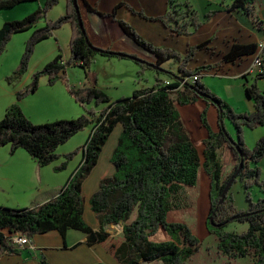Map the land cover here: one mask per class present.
I'll list each match as a JSON object with an SVG mask.
<instances>
[{
	"label": "trees",
	"instance_id": "1",
	"mask_svg": "<svg viewBox=\"0 0 264 264\" xmlns=\"http://www.w3.org/2000/svg\"><path fill=\"white\" fill-rule=\"evenodd\" d=\"M36 1L0 0V11ZM231 1L225 5L227 11L244 13L258 29L264 30V22L256 15L255 0ZM59 2L60 0H48L45 6L23 20L4 23L0 29V56L6 51L14 35L33 30L26 42L20 67L13 77L19 80L28 71L36 46L52 38L57 30L70 25L71 59L64 61L62 55H58L33 74L29 88L19 96L36 93L40 80L44 77L49 86L61 81L76 103L86 109V114L76 119L36 125L18 104H14L6 110L0 121V148L10 146L11 155L24 150L40 167H46L61 157L72 159L73 154H57L59 146L88 127L92 130L87 142L79 150L82 161L56 198L31 209L0 207V255L19 254L16 247L8 241L6 233L21 234L32 240L50 232H57L64 239L69 231H77L86 235L89 247L100 246L118 264H188L198 253L200 241L196 232L187 224L170 220L168 211L171 202L176 206L175 203L181 196L187 199L183 195L184 188H195L204 172L211 187L207 228L210 234L217 237L220 253L230 260L252 257L253 264H264V198L257 201L252 199L254 187H258L264 194V181L260 180L258 168L264 157V137L253 150L245 146L243 139L244 129L254 130L264 125L263 92L255 83L247 86L246 94L253 100L255 111L236 113L226 108L201 82L203 74L215 70L220 64L189 68L198 52L211 50L208 43L190 47L187 54L181 57L172 49L155 47L146 42L134 28L119 21L121 29L130 39L156 57L158 67L162 68L164 62L174 59L179 65V74L174 75L162 69L164 74L169 75L168 80L162 82L157 79L153 87L138 90L131 98L112 101L97 87L88 72L99 54L108 58L120 57L111 51L101 54L94 50L85 29L79 25L73 0H67V11L63 16L48 20L49 11ZM224 2L226 0L222 4ZM86 6L90 12L101 15L88 3ZM213 13H208L206 18ZM139 15L148 21H159L178 36H190L203 24L199 12L193 8L190 0H169L167 13L159 18L151 19L143 13ZM42 20L45 25L38 27ZM259 46L235 44L223 57V62H236L244 56L255 55L264 67V44L262 48ZM71 64L86 70L91 86L69 85L65 74L66 67ZM139 65L142 70L151 69L147 65ZM194 76H198L197 80L188 82ZM263 77L264 74H256L255 80ZM7 80L12 79L8 77ZM199 99L213 103L219 112L221 125V131L214 133L208 124L206 112L202 111L201 123L208 131V138L199 143L205 147L202 155L197 144L192 142L176 108L195 105ZM93 102L97 105L106 104V107L101 112L87 109V105ZM226 120L235 127L237 141L226 131L223 124ZM119 124L123 131L111 160L115 166V174L102 179L98 190L88 201L100 224V228L94 230L84 218L86 198L83 186L97 167L106 143ZM227 150L231 153L232 162L229 172H226ZM67 164L65 162L54 169L57 172L63 171ZM239 170L232 188L238 182L243 185L249 202L247 210L236 206L232 188L220 203L225 188ZM233 221L249 223V230L243 234L227 233L224 228ZM119 224L122 225V233L120 238L115 239L106 229ZM161 231L167 232L170 239L163 238ZM40 264L50 263L42 256Z\"/></svg>",
	"mask_w": 264,
	"mask_h": 264
},
{
	"label": "crops",
	"instance_id": "2",
	"mask_svg": "<svg viewBox=\"0 0 264 264\" xmlns=\"http://www.w3.org/2000/svg\"><path fill=\"white\" fill-rule=\"evenodd\" d=\"M168 1L169 0H78V4L88 41L92 46L98 49L122 53L135 58L139 57L144 59L143 61L156 64V57L147 53L141 46L130 39L121 29L119 21H124L130 25L137 33L146 39L145 41L153 46L172 49L174 51L179 50L180 53L184 52L185 55L190 47L208 43L212 51L203 50L198 52L196 57L189 64V68L195 69L201 66L220 64L215 70L203 74L202 78L205 76L222 77L225 81V85L226 82L232 81L231 85L236 86L237 90L242 92L245 87V93L246 87L255 83L264 94V77L255 80V75L258 74L257 71L253 69V64L257 58L255 55L244 56L236 62H223V57L230 52L232 46L235 44H264V30L258 29L244 13L239 11H227L225 5L230 4L232 2L231 0H226L224 4H222L223 0H209L208 12L205 10V15L201 17L203 21L202 26L196 29L190 36L172 34L159 21H148L139 15L143 13L146 17L151 19L162 17L168 11ZM86 3L92 8H96L101 15L90 12ZM25 4L27 3L20 4L9 10L11 11L14 9L15 12L25 11L23 14H26L30 12V10H28L30 6ZM255 5L256 15L264 22V0H255ZM62 11L63 9H59L57 13L53 12L51 16H48L49 20H55L59 15H63ZM6 12L7 11H0V15L3 17L4 21L8 19H18L20 17L16 16L12 18V16H10L11 18H6V16H9L6 14L13 13ZM210 12L214 13L211 14L209 18H206V15ZM18 15H20V13ZM67 28L69 29L70 27L67 25L55 32L53 37L57 39L58 46L61 45L60 33L65 32V37L66 35L71 37V28L69 30ZM66 29L67 31H65ZM14 37L17 36L15 35L13 38ZM179 51L177 52L179 53ZM51 55H59L58 49H51ZM63 60L66 61L64 57ZM37 62L41 63L39 58ZM43 66L44 65L41 67ZM37 69L38 68L35 67L30 74H33ZM251 78L254 80L252 79L253 82L250 83L249 79ZM205 80L206 82L203 84L209 88L210 86L207 85V79ZM242 80H246L244 81L245 84L240 83ZM22 84H28L26 79ZM56 85L53 87H56ZM75 85L80 86L73 87H83L89 86V83H79ZM42 86H45L44 89H49L50 87L48 82L41 79L39 90L42 89ZM65 103L68 110L64 111L65 113L70 112L73 113L72 115H74V113H77L76 115L79 114L72 103H68L66 100ZM23 108L24 107L21 105L22 111L25 115H28ZM176 108L179 111L181 120L192 142L197 144V149L200 155H202L205 147L199 143L208 138V131L201 123V113L202 111L206 112L207 121L211 130L214 133H219L221 131V125L217 108L212 102L204 99H199L195 105L183 107L176 106ZM229 109L236 113H252L255 111V104L253 100L248 97L245 98L239 95L237 102L235 101L234 105L231 104ZM64 112H62L61 115H64ZM223 124L228 131L225 121ZM122 131L123 127L120 124L117 125L101 153L97 167L83 186V195L86 198L84 218L94 230H98L100 224L95 214L91 211L88 201L98 190L101 180L115 174V166L111 163V160L118 146ZM249 132H253V134L251 135ZM247 136L253 138V141L255 140L258 142L264 137V125L252 131H250V129H244V142H246ZM5 148L7 149L0 154V207L2 208L31 209L46 204L61 193L64 186L77 169L76 167H71L69 170L67 165L65 170L57 172L54 169L57 166L53 164L40 167L24 150H18L14 155H11L10 148L8 149V146ZM60 155L64 156L65 154L61 153ZM225 156L227 164L226 172H229L232 167L231 153L227 150ZM258 168L260 170V180L264 181V157L259 162ZM201 175H203L200 177V186H202L201 191L199 188V190L192 192V197L193 194H196V197L197 195H206L208 201L207 205H209L210 180L204 172H202ZM238 183L242 188L244 198L240 196L239 199H236L233 192L232 195L236 206L241 210H247L249 208V202L245 189L240 182ZM252 190H254L253 193L255 194L257 192L263 194L258 187H254ZM260 198L262 197L259 195L258 199ZM207 209L208 212L204 218L203 227H201L205 234L206 231H208L207 219L210 211L209 206ZM116 226L117 225H111V227L115 228ZM106 231L108 232L107 229ZM121 233H117L118 238H120ZM6 235L9 236L7 233ZM111 236L116 237L113 234H111ZM31 241L35 250L16 248L19 254L0 255V264H40L42 256H44L50 264H118L100 246L96 245L89 247L87 245L86 235L81 232L69 231L64 239L59 233L50 232L38 235L32 238ZM74 246H76V248H73Z\"/></svg>",
	"mask_w": 264,
	"mask_h": 264
},
{
	"label": "rangeland",
	"instance_id": "3",
	"mask_svg": "<svg viewBox=\"0 0 264 264\" xmlns=\"http://www.w3.org/2000/svg\"><path fill=\"white\" fill-rule=\"evenodd\" d=\"M48 0H37L36 2H30L25 5H29L28 10L30 12L23 14L25 11L15 12L13 10H4L7 11L6 13H13L6 14V18H12L16 16H20L18 19H8L4 21L3 17L0 15V29L6 22H13V21H21L30 14L34 13L40 7L45 6ZM180 2H184L186 0H178ZM193 8L199 11L200 16L202 17L205 15V10L208 12L209 9V0H190ZM59 9H63L62 14L64 15L67 11V0H60L59 4L54 6L48 13V16L51 14L57 13ZM25 10V9H23ZM20 13V15H18ZM23 14V15H21ZM59 15L56 19H58ZM49 20V17H47ZM55 19V20H56ZM45 25V21L42 20L37 25L38 27H42ZM67 26V25H66ZM70 28L71 26L68 25ZM63 28V27H62ZM61 28V29H62ZM69 28V29H70ZM60 29V30H61ZM68 29V28H67ZM67 29L65 31H67ZM68 29V30H69ZM71 35H72V28H71ZM33 30L27 31L23 34H16L17 37H12L11 41H9L7 45L6 51L0 56V121L4 118L6 110L14 104H18L20 107L21 105L24 107V111L26 115L33 124L42 125L46 123L55 122L58 120H71L76 119L84 114H86V109H84L81 105L76 103V101L72 98L70 93L67 91V88L64 83L58 81L55 85L56 87L50 86L49 89H44L45 86H42V89L39 92L28 94L25 96H19L22 92H25L31 83L32 76L35 72L43 69L48 63L52 62L57 56L51 55V49L57 48L59 51V55H62L66 61L71 59V50H70V38L66 35L65 32L60 33V41L61 45H57V39L52 37L48 40H45L38 44L34 50V53L31 57L28 71L23 74L19 80L13 79L16 71L20 67L21 59L25 51V45L27 40L31 37ZM138 35L144 39L139 33ZM15 36V35H14ZM147 42V41H146ZM179 51V50H177ZM176 51V52H177ZM148 53V52H147ZM178 53V52H177ZM180 53V51H179ZM178 53V54H179ZM181 54V55H180ZM179 55L184 57V52H181ZM38 58L41 63H38ZM97 58V59H96ZM137 58V57H136ZM96 60L90 66L89 74L94 79L96 85L99 89L104 91L112 101L121 100L122 98H131L134 93L138 90H143L146 88H151L157 83V79L160 81H166L169 79V75L164 74L163 72L155 71L153 69H146L142 70L141 66L138 62L130 60V59H120V58H108L102 55H97L95 57ZM138 59H141L138 57ZM144 60V59H141ZM148 62V61H146ZM40 64V65H39ZM44 65L43 67H41ZM38 68L34 71L33 74H30L34 68ZM163 70H166L168 73H172L174 75L179 74V65L174 59H170L162 64ZM66 74L65 78L68 80L70 86H80L75 84H86L89 83L91 86L90 78H87L86 70L80 66L75 64H71L70 66L66 67ZM8 77L12 80H7ZM26 79L28 84H22L23 81ZM207 79V85L210 86L208 89L210 92L219 98L225 105L226 108H229L231 104L234 105V102L238 100V96L247 97L245 93V87L243 92L237 90L236 86L231 85V82H226L224 84V80L222 77L219 76H205L202 78L201 82L205 84ZM253 78L249 79V82H253ZM42 80L47 82V78H42ZM41 81V80H40ZM192 79H189L188 82H192ZM246 80L240 81V83H244ZM22 84V85H21ZM54 85V86H55ZM82 86V85H81ZM73 99V100H72ZM65 100L68 103H72L74 105L77 113H65L64 111L67 110ZM64 103V104H63ZM106 107V104L97 105L95 102L87 105V109L91 110L94 109L97 112H101ZM181 107V106H180ZM68 111V110H67ZM64 112V115H61ZM179 113V111H178ZM180 115V114H179ZM64 116V118H63ZM228 127L226 131L230 135V137L237 141V134L235 127L228 121H225ZM92 128L88 127L85 130L77 133L71 139H69L65 144L59 146L56 153L61 154L64 153L65 155L73 154L72 159H67L66 157L59 158L54 166H59L63 163H68V169L70 170L71 167L79 166L80 162L82 161V153L79 152L80 148L85 145L87 142L89 135L91 133ZM252 131V130H250ZM251 135L253 132H249ZM245 146L249 150H253L257 144V141H253V138L247 136ZM6 147V146H5ZM0 148V154L5 151L7 148ZM10 146H8V149ZM131 151V150H130ZM201 175L200 177H202ZM200 181L199 184L193 188L186 187L184 188V194L187 199L183 196L180 197L179 201H176V206L172 205V202L169 207L168 217L170 220L177 222V223H184L191 227L196 233L197 238L200 241V248L197 254H195L192 259L188 262V264H253L254 259L252 257L247 258H238L236 260H230L226 256L220 253L219 251V241L217 237L213 234H209V231L204 233L203 229V221L207 215L210 203L207 205V197L206 195H197L193 194L192 192L195 190L201 191ZM254 190H252L253 193ZM232 192L236 199H239L240 196L244 198L242 188L240 184L237 183L233 186ZM264 198V194L257 192L256 194L253 193V199L255 201L259 200L258 196ZM261 199V198H260ZM168 208V207H167ZM171 221V222H172ZM209 226V225H208ZM249 223L247 222H238L233 221L228 224L224 230L227 233H236V234H243L249 230ZM108 233L113 234L118 239L117 233H121L122 225H117L115 227H107ZM161 235L163 238L169 240L170 236L167 232L161 231ZM120 235V234H119ZM166 236V237H165Z\"/></svg>",
	"mask_w": 264,
	"mask_h": 264
},
{
	"label": "water",
	"instance_id": "4",
	"mask_svg": "<svg viewBox=\"0 0 264 264\" xmlns=\"http://www.w3.org/2000/svg\"><path fill=\"white\" fill-rule=\"evenodd\" d=\"M73 4H74V7H75V10H76V13H77V16H78V21H79V25L81 28L84 29V25H83V21L81 19V13H80V7H79V4H78V0H73ZM94 50L98 53H101V54H105L107 51L106 50H101V49H98L96 47H94ZM116 56L120 57V58H125V59H130V60H133V61H136L140 64H144V65H147L149 66V68L155 70V71H159V72H162L163 70L158 67L156 64H152V63H148L146 61H143L141 59H138V58H135V57H132V56H129V55H124L122 53H115ZM243 165H241L240 167V170L242 168ZM240 170L236 173V175L232 178V180L230 181V183L227 185V187L225 188L224 192H223V195H222V199L220 201V203H222L224 201V199L226 198V195L228 194L229 190L232 188V185L234 183V180L236 179V177L238 176ZM0 247H2V244L0 242Z\"/></svg>",
	"mask_w": 264,
	"mask_h": 264
},
{
	"label": "built area",
	"instance_id": "5",
	"mask_svg": "<svg viewBox=\"0 0 264 264\" xmlns=\"http://www.w3.org/2000/svg\"><path fill=\"white\" fill-rule=\"evenodd\" d=\"M260 48L263 47V44H260L259 46ZM63 65H65L64 62H62ZM253 69H255L257 71L258 74H264V67H263V64L261 62V60L257 57L255 59V62L253 64ZM198 76H194L192 78V82H195L197 80ZM166 84L168 85L169 83L166 82ZM8 238V241L16 248L18 249H30V250H35V247L32 243V241L26 237V236H23L21 234H14V235H9L7 236Z\"/></svg>",
	"mask_w": 264,
	"mask_h": 264
}]
</instances>
